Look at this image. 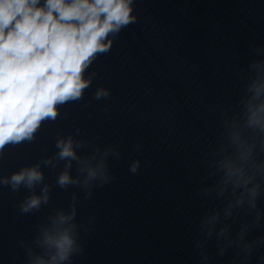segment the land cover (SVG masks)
<instances>
[{
    "label": "water",
    "instance_id": "95a60500",
    "mask_svg": "<svg viewBox=\"0 0 264 264\" xmlns=\"http://www.w3.org/2000/svg\"><path fill=\"white\" fill-rule=\"evenodd\" d=\"M135 14L137 23L89 70L96 77L85 101L43 125L34 143L9 150L0 174L51 154L58 132L80 128L118 146L121 158L110 164L114 181L80 204L79 219L90 220L91 231L74 264H197L196 170L215 139L212 109L234 103L249 45L264 44V0H135ZM98 87L110 89L107 101L92 99ZM134 159L141 161L135 175L128 170ZM45 174L54 183L55 173ZM73 191L53 188L52 204L65 207ZM25 194L0 189V264H21L17 241L29 238L49 211L20 216L16 203Z\"/></svg>",
    "mask_w": 264,
    "mask_h": 264
},
{
    "label": "clouds",
    "instance_id": "9594fccd",
    "mask_svg": "<svg viewBox=\"0 0 264 264\" xmlns=\"http://www.w3.org/2000/svg\"><path fill=\"white\" fill-rule=\"evenodd\" d=\"M137 19L135 0H0V158L34 143L43 125L85 101L96 77L89 70ZM249 54L237 73L234 103L212 109L215 139L203 169L196 170L195 196L202 204L193 240L197 264H218L226 256L229 264H264V44L252 42ZM110 96V89L98 87L92 99ZM54 147L36 162L0 174V189L26 193L16 203L20 216L49 209L30 237L17 241L21 264H74L84 254L91 221L79 219L80 204L114 181L110 164L121 158L118 146L88 138L80 128L58 132ZM140 166L134 159L128 170L135 175ZM45 169L55 173L54 183ZM53 188L78 191L56 207Z\"/></svg>",
    "mask_w": 264,
    "mask_h": 264
}]
</instances>
